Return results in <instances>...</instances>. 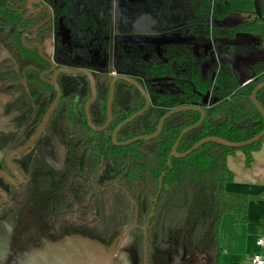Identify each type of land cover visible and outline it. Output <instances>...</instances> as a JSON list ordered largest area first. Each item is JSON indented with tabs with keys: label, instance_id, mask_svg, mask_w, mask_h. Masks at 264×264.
I'll use <instances>...</instances> for the list:
<instances>
[{
	"label": "flooded vegetation",
	"instance_id": "flooded-vegetation-1",
	"mask_svg": "<svg viewBox=\"0 0 264 264\" xmlns=\"http://www.w3.org/2000/svg\"><path fill=\"white\" fill-rule=\"evenodd\" d=\"M0 9V264H25L44 240L68 234L94 235L107 246L115 237L101 239V198L114 189L100 184L99 137L111 122L102 129L110 97L112 119L117 85L130 83L115 80L112 96L111 84L123 76L144 89L146 61L161 46L179 49L197 39L182 35V0H0ZM234 14L247 16L237 24L252 18ZM251 36L264 50L263 40ZM235 37L224 39L227 48ZM210 39L202 42L211 60L225 62ZM119 217L121 231L135 224L128 234L134 246V200ZM181 235L168 238L159 264ZM146 250L144 244L137 264H150Z\"/></svg>",
	"mask_w": 264,
	"mask_h": 264
},
{
	"label": "trees",
	"instance_id": "trees-1",
	"mask_svg": "<svg viewBox=\"0 0 264 264\" xmlns=\"http://www.w3.org/2000/svg\"><path fill=\"white\" fill-rule=\"evenodd\" d=\"M258 9L257 16L254 0H182V11L187 18L182 24V35L197 39L191 43L181 42L179 49H175L174 43L164 44L158 56L146 61L147 85L144 89L150 106L141 116L123 125L116 140L125 142L153 134L160 118L181 106L201 108L205 116L198 127L183 135L177 146L178 153H184L207 137L239 143L264 130V118L251 101L253 89L264 82V58L252 64V77L241 81L229 63L213 62L210 45L206 48L202 42L209 36L230 40L243 33L264 41V0L259 1ZM234 13L252 18L231 27L220 24ZM204 97H208L210 104L204 103ZM256 99L264 109V87L257 92ZM114 103L111 122L99 137L100 184L102 188L114 189L110 196L103 194L101 198L102 218L106 221L101 239L110 237L112 241L121 232L119 215L126 217L131 200H134L138 222L130 235L134 237L138 258L142 257L145 244L148 262L159 264L168 238L183 233V243L192 259L197 263L202 260L201 264H220L223 249L218 231L221 218L231 214L234 223L244 224L248 203L246 194L225 189V184L233 179L227 159L242 152L245 165H250L253 153L264 145V136L239 148L206 142L185 157H172L169 168V154L180 132L198 122L200 112H176L164 121L154 139L115 146L111 141L114 129L144 107V98L135 87L121 82L117 85ZM97 108L103 124L106 120L104 104ZM153 114L159 115L155 124L151 120ZM219 115L221 117L216 118ZM118 177H121L118 187H114L112 182Z\"/></svg>",
	"mask_w": 264,
	"mask_h": 264
},
{
	"label": "water",
	"instance_id": "water-1",
	"mask_svg": "<svg viewBox=\"0 0 264 264\" xmlns=\"http://www.w3.org/2000/svg\"><path fill=\"white\" fill-rule=\"evenodd\" d=\"M119 79H122L132 84L143 96L145 103H144V107L140 111L136 112L135 114L125 119L114 129L111 135V141L115 146H126L139 140L154 139L159 135L164 121L170 115L176 112L184 111V110H197L198 112H200L201 117L199 121L191 126L184 128L180 132L169 154V159L167 162L169 168H171L170 159L172 157L174 158L185 157L188 154H190L192 151L198 149L201 145H203L206 142H214L216 144L227 147L239 148L250 145L264 136V130H262L260 133H258L251 139L239 143L230 142L221 139L219 137H207L192 145L190 149H188L184 153H178L177 146L180 140L182 139L183 135L189 132L190 130L198 127L203 121L205 116V113L201 108H196L191 106H181V107H175L169 110L165 115H163L158 122L156 131L153 134L141 135L129 139L125 142H118L116 140V137L119 129L128 122H131L135 118L141 116L150 106V98L148 94L145 92V90L135 81L125 78L123 76H116L113 78V82L111 84V96H112L114 81ZM263 87H264V82L260 83L258 86H256L253 89L251 93V101L253 102L254 106L256 107L260 115L264 118V109L256 99L257 92ZM204 103L210 104V101H208V97H204ZM52 108L50 109V111L52 110ZM158 117H159L158 114L152 115L151 120L154 124L157 122ZM218 117H221V115L217 116L216 118ZM110 120H111V97L107 105V120L105 125L102 126V129H104L109 124ZM161 179H162V175L159 177L158 180V191L161 188ZM157 195L158 192L156 196ZM155 203H156V198L154 199L153 205L148 215V219L151 217ZM134 226L135 224L127 229L122 230L115 237V239L107 246L101 243L99 240H96L90 236H82L79 234H68L63 236L59 240H55V241L44 240L40 244V246H38L37 248H33V259L26 260L25 264H137L138 256L133 246V239L128 238V234ZM145 228H144V234H146ZM183 238H184V234H182L181 237L176 241L175 249L167 254L166 262L164 264H184V262H186V264H201L202 260H200L199 263L193 260H187L186 248L182 242Z\"/></svg>",
	"mask_w": 264,
	"mask_h": 264
},
{
	"label": "crops",
	"instance_id": "crops-1",
	"mask_svg": "<svg viewBox=\"0 0 264 264\" xmlns=\"http://www.w3.org/2000/svg\"><path fill=\"white\" fill-rule=\"evenodd\" d=\"M246 17L242 15L241 21ZM251 43L257 47L261 42L251 39ZM251 77L250 73L241 81ZM227 166L233 173V179L225 184V189L246 194L248 203L244 224L234 223L231 214H225L221 218L218 231L223 249L220 264H249L248 258L261 252L255 242L264 234V145L253 153L250 165H245L243 153L237 152L228 157Z\"/></svg>",
	"mask_w": 264,
	"mask_h": 264
},
{
	"label": "rangeland",
	"instance_id": "rangeland-1",
	"mask_svg": "<svg viewBox=\"0 0 264 264\" xmlns=\"http://www.w3.org/2000/svg\"><path fill=\"white\" fill-rule=\"evenodd\" d=\"M241 16V14H233L225 18L222 25L237 24L241 22ZM252 37L248 34H238L233 41V48H227L228 42L224 39H215V41L210 39L217 60L228 62L238 80H243L247 75L252 74V64L264 56V51L251 43V39H256Z\"/></svg>",
	"mask_w": 264,
	"mask_h": 264
},
{
	"label": "built area",
	"instance_id": "built-area-1",
	"mask_svg": "<svg viewBox=\"0 0 264 264\" xmlns=\"http://www.w3.org/2000/svg\"><path fill=\"white\" fill-rule=\"evenodd\" d=\"M255 244L261 252L252 254L248 258V262L249 264H264V234L258 237Z\"/></svg>",
	"mask_w": 264,
	"mask_h": 264
}]
</instances>
